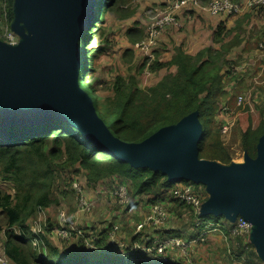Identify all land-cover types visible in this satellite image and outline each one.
<instances>
[{"label": "trees", "instance_id": "16d2710c", "mask_svg": "<svg viewBox=\"0 0 264 264\" xmlns=\"http://www.w3.org/2000/svg\"><path fill=\"white\" fill-rule=\"evenodd\" d=\"M130 2L96 0L94 17L88 29L79 37V48L85 53L81 73L87 76L86 81L84 78L80 80V86L97 102L98 114L110 130L128 142H141L162 127L177 124L198 111L203 127L198 144L199 157L231 165L232 157L222 142L214 119L217 109L214 98L224 89V74L229 72L231 63L226 58L225 50L215 51L208 47L191 55L177 48L170 60L161 61L156 57L151 70L168 71L157 84L142 88L135 77H130L127 83L119 81L114 99L110 105L105 103L108 111L100 110L93 80L94 62L104 49L98 40L103 37V43H108L104 24L109 11L114 10L117 16L124 17L126 5ZM14 15L15 0H0V16L5 24L12 22ZM223 26L220 24L219 28ZM91 34L94 35L92 45H86L83 49L84 40ZM144 36V32L138 28L136 42L139 43ZM214 40L223 41L221 29L217 30ZM155 51L156 46L147 54ZM173 67L175 72L171 71ZM259 112L258 125L249 126L242 132L243 150L252 159L257 157L258 143L264 134V111ZM136 135L142 138L134 139ZM52 142L54 145L50 147ZM70 169L74 170V175L84 171L83 177L90 187L97 186L96 183L104 179L129 181L135 196L153 195L151 202L167 200L166 193L176 185L162 171L132 167L130 163L94 146L79 129L65 121L55 120L35 126H4L0 132V176L3 182L12 184L13 191L0 189V215L4 220L0 230L4 232L8 259L13 264H139L130 258L129 253H112V248L104 245L101 238L106 234L105 231L95 237V249L64 252L51 242L47 234L34 231L32 224L41 212L58 204L56 194L60 195L65 189L60 187V181L63 173ZM172 201L191 206L180 202L175 195ZM191 211L196 218L194 210ZM207 218L213 223L221 222L219 217ZM50 231L51 228L47 227L46 232ZM238 244V253L252 249L251 257L257 258L251 244L243 245L241 241Z\"/></svg>", "mask_w": 264, "mask_h": 264}, {"label": "water", "instance_id": "95a60500", "mask_svg": "<svg viewBox=\"0 0 264 264\" xmlns=\"http://www.w3.org/2000/svg\"><path fill=\"white\" fill-rule=\"evenodd\" d=\"M95 8L96 0H15L23 39L15 46L0 44V132L4 126L65 121L132 167L204 185L210 195L200 215L225 216L231 223L242 216L255 226L250 236L264 261V134L255 159L246 153L244 164L231 165L199 157L203 127L198 111L141 142L116 136L80 86L85 53L79 37Z\"/></svg>", "mask_w": 264, "mask_h": 264}, {"label": "crops", "instance_id": "0c3cea01", "mask_svg": "<svg viewBox=\"0 0 264 264\" xmlns=\"http://www.w3.org/2000/svg\"><path fill=\"white\" fill-rule=\"evenodd\" d=\"M234 1L243 3L245 0ZM165 2L166 0H162L161 4L164 5ZM151 11L152 10H150V17L153 22L157 14ZM136 14V11L130 10L124 12V17L120 15L117 16L118 24L112 25L113 28L110 34L108 31L105 33L108 43L106 45L104 43L102 44L104 49L99 56L96 57V67L101 69L104 87H110V91L102 92L99 84H96L97 93H99L98 99L104 103L109 104L114 99L119 81L121 83L123 81L127 83L130 77H135L138 81L137 75H135L136 70H142L144 73L145 69L149 67L151 73L145 75L146 78L154 74H159L156 76L155 80L151 78L145 80L143 87L138 81V85L142 88H146L145 84H149V87L157 84L168 71L167 69H163L154 72L151 70V64L156 60V57L161 61L170 60L177 48H182L191 55H195L208 47H212L215 51L225 50L226 58L230 62L233 61L230 60L233 59L231 55L236 53L251 58L257 57L258 60H264V55H260V52L264 50V9L243 8L238 15L229 17L213 14L207 9L189 4L176 11L175 25L172 28H168V31L166 30L160 33L157 38L155 54H147L138 49L136 31L139 27L135 25ZM133 21L134 24L132 25L131 22ZM220 24H224V26L219 28ZM219 29H221L223 41L216 42L214 38ZM124 32L126 33L125 37ZM119 41L120 44L122 43L121 46L118 45ZM226 46L227 49H224ZM96 70L97 68L95 72ZM175 70L174 67L171 68L172 72H175ZM224 75L227 76V71ZM112 179L115 180L116 178ZM102 185L103 184H98L95 187L87 185L88 187H86L90 189L88 192L85 191V196L90 201H93L97 198L98 194L106 193L108 195L110 205L115 207V209H111L108 215L109 219L114 222H122L120 225L121 232L119 234V240L122 239L128 244H132L134 242H141L146 236L151 240L178 236L190 243L189 250L192 256V263H187L184 255H182L181 249L170 248L166 250L169 259L165 262L160 259L161 255L156 254L155 250L149 252L139 251V254L133 256L129 254L130 258H135L139 264H238L243 260L256 264H264L259 251L253 243L252 236L232 235L229 232L231 222L225 216L219 217L221 223H224L222 228L211 230L204 237H201L200 235L203 228H199L197 225L192 224L190 222V220L192 221L190 215L178 213L176 216L174 214V208L176 207L174 204L176 202H151L150 199L142 202V199L136 198V208H131L132 205L127 208H119L115 204L116 197L114 194V189L118 185L112 184L107 190L101 189ZM137 196L141 198L147 195ZM158 203L164 204L167 209L171 208V211L173 210V213L169 212V219L157 228L140 227L143 224L141 221H144L145 217L153 212V207ZM77 215L81 224L89 223V220L96 218L92 216L84 217L82 212L79 211ZM146 229L150 230L146 231ZM98 231L99 235L102 231H106V228ZM101 238L104 240V245L112 248V253L123 254V252L117 248L107 244V232ZM239 241H241L243 245L247 243L251 244L257 258L251 257L250 252L252 249H246L243 253H238V249H240L238 244ZM152 243L153 242L150 241L148 244L150 245ZM1 245L4 247V243Z\"/></svg>", "mask_w": 264, "mask_h": 264}, {"label": "rangeland", "instance_id": "374dc122", "mask_svg": "<svg viewBox=\"0 0 264 264\" xmlns=\"http://www.w3.org/2000/svg\"><path fill=\"white\" fill-rule=\"evenodd\" d=\"M166 2L164 5H162V0H131V2L126 5V12L130 10L136 11L137 14L135 25H138V27L143 32L145 31L144 39L147 36V29L152 23L150 17V10H152L151 12L157 14L154 19L155 21L166 9ZM116 24H118V19L115 11H109L107 15V20L104 24L105 33L108 31V33L110 34L111 29L113 28L112 25L114 26ZM131 24L133 25L134 21L131 22ZM23 27L24 24L19 20H16L15 15L13 21L9 22L8 24H5V21H3L0 16V44H9L8 35H12L18 43L21 42L23 37L19 33V31ZM125 36L126 33L124 32V37ZM102 39L103 37L99 38V45L103 44ZM87 41V45H92V41H94V35H89ZM118 45L121 46L122 43L120 44L119 41ZM260 55H264V50L260 52ZM231 56L233 59L230 60L233 61L230 63V72L227 73V76L224 75L223 78L224 89L219 92L214 98L215 104L217 106L214 119L218 132L221 135L222 142L227 151L230 153L233 159V163L244 164L246 162V152L243 150L242 132L246 130L249 126L256 127L260 120L259 111H264V60H258L257 57H246L245 55L240 53H236ZM89 57L90 54H88V58ZM96 63L97 62H94V68H97V70L94 73L93 79L95 85L98 83L102 92H108L110 91V87H104V82L101 75L102 72L99 67H96ZM150 73L151 71L149 70V67L145 69L144 73L142 70L135 71V75H137L138 81L142 87L144 85L143 83L145 82V80H147L148 78L155 80L156 76L159 75L154 74L146 78L145 75H149ZM86 79L87 76L84 77V81H86ZM149 86V84H145V87ZM84 91L87 92L86 89ZM97 95H99V93H97ZM98 103L101 111H108V106L103 103V101L99 99ZM223 106H228L230 108V112L221 111V107ZM228 119L230 122L228 121ZM123 120L126 119L124 118ZM250 120L251 122H249ZM130 129L132 128L130 127ZM141 138V135H136L134 137V139L137 140ZM53 145L54 144L52 142L49 146L51 147ZM73 172L74 170L70 169L66 170L63 173V177L60 181V187L65 189L60 195L56 194L58 204L48 207L41 212L39 218L32 224L34 231L47 234L51 239V242L63 252L74 249H85L89 251L95 249L96 247L95 237L98 235V230L106 228L105 232H107L108 244L115 247L111 243H119V234L121 232L120 225L122 224V222H114L108 217L109 213L111 212V209H115V207L110 205V200H108V195L106 193L98 194L97 198H95V200L93 201H89L87 199V204L85 205L84 202H82L83 196L85 195V191L88 192L90 189L87 188V181L83 177L85 173L81 170L78 174L74 175ZM77 177L79 178L76 179ZM96 184H103L101 189L105 190H107L108 187H110V185L112 184L118 185L114 189V194L116 197L115 204L119 208H127L131 205V208H136V198L142 199L141 201L145 202L146 200H149L151 199V197H153V195H147L141 198L139 196H135L131 183L129 181H121L119 178H116L115 180L104 179L103 181L98 182ZM119 188L126 190V203H122L119 197L116 195V192ZM187 188H191L192 192L197 191L203 199H205L206 196L210 195L204 185L202 186L201 184H197L192 181H188L185 183H183V181H180L178 183L176 182V187L174 191H182ZM0 189L7 192L13 191L12 184H6L5 182H3L1 176ZM57 191L58 193H60L59 190ZM172 192L173 191L166 193V198L168 199L164 200V203H167L169 199L171 201L172 197H174L176 193ZM179 201L182 202L181 200ZM174 205L176 206L174 208V214L176 216L178 215V213L186 214L188 216L190 215V217H192V221L190 220V222L192 224L196 222V218L191 211L194 209L191 206L179 205V203H175ZM170 209L168 208L166 209V211L168 213H173V210L171 211ZM78 211L82 212L84 217L92 216L96 218L93 220H89V223L81 224L77 215ZM204 222H212V220L210 218H205ZM141 223H143V221H141ZM3 224V216L0 215V228ZM219 224L224 223L220 222ZM47 227L51 228V231L49 233L46 232ZM148 230L150 229H146V231ZM4 241V232L0 230V245L3 244ZM80 241L82 242V245ZM118 250H120L121 252H125L126 249L120 247L118 248ZM190 258L192 261L191 255ZM134 260L136 259L134 258Z\"/></svg>", "mask_w": 264, "mask_h": 264}, {"label": "built area", "instance_id": "2783aa9c", "mask_svg": "<svg viewBox=\"0 0 264 264\" xmlns=\"http://www.w3.org/2000/svg\"><path fill=\"white\" fill-rule=\"evenodd\" d=\"M189 4H193L200 8L207 9L213 14L225 15L229 17L238 15V13L243 10V8L259 10L264 8V0H245L243 3H238L234 0H167L166 9L148 27L147 36L145 39L141 40L138 43V49L144 53H149V51L156 46L157 38L160 33H162L163 30L167 28H172L175 25L176 11L182 9L183 7ZM8 39L9 45L15 46L18 44V42L12 35H8ZM221 111L230 112V108L228 106H223L221 107ZM174 190L173 193H176L175 196L179 200L191 205L194 209V213L197 216L196 225L198 227L203 228V231L200 235L201 237H204L211 230H217L222 228V225L218 223L204 222L205 218L207 217H202L200 215L204 199L199 195L197 191L192 192L191 188H187L182 191ZM116 195L119 197L122 203L127 202L125 189L119 188L116 192ZM87 199L88 198L84 195L82 202H84L85 205L87 204ZM158 204L154 206L153 212L149 213V215L145 217L143 224L140 227L157 228L169 219V213L166 211V206L164 204ZM254 227V225L245 220L243 217H238L235 222L230 224L229 232L235 236H249L253 232ZM150 241L153 243L149 245L148 243ZM111 244H113L117 249L120 247L125 248L126 250L123 253H129L132 256L135 254H139V251L149 252L155 250L156 254L161 255L160 259L164 262L168 261L169 259V255L166 253V250L170 248L181 249L182 255H184V258L187 263H192L189 250L190 243L177 236L160 238L154 241H152L148 236H146L141 242H134L132 244H128L124 240L120 239L119 243L113 242ZM0 264H13L6 256L5 248L2 245H0ZM238 264L251 263L247 260H243L240 261Z\"/></svg>", "mask_w": 264, "mask_h": 264}, {"label": "bare ground", "instance_id": "6f19581e", "mask_svg": "<svg viewBox=\"0 0 264 264\" xmlns=\"http://www.w3.org/2000/svg\"><path fill=\"white\" fill-rule=\"evenodd\" d=\"M95 10H96V8H95ZM82 78H84V76H82ZM89 97H91L90 95H89ZM92 98V97H91ZM240 217H242V216H240ZM219 224V223H218ZM220 225H223V224H220Z\"/></svg>", "mask_w": 264, "mask_h": 264}]
</instances>
